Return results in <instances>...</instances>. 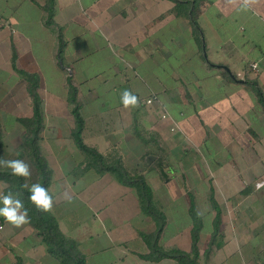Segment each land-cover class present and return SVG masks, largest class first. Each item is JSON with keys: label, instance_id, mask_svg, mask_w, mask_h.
Masks as SVG:
<instances>
[{"label": "crops", "instance_id": "obj_1", "mask_svg": "<svg viewBox=\"0 0 264 264\" xmlns=\"http://www.w3.org/2000/svg\"><path fill=\"white\" fill-rule=\"evenodd\" d=\"M54 1V21L48 22L47 0H0L1 151L8 160L22 157L37 180L25 141L32 123L21 120L34 116L33 97L20 70L37 74L39 146L52 171V212L62 231L78 241L86 264L182 263L142 256L150 251L143 233L153 232L156 222L143 210L136 187L100 171L76 143L70 82L85 120L82 137L106 160L143 170L142 158L155 155L147 153L150 147L168 151L165 164L175 172L145 176L166 214L163 247L192 251L191 199L177 193H186L188 182L196 189L199 174L192 177L186 159L194 147L200 161L206 150L208 165L232 166L221 176L235 191L217 201L208 228L203 217L201 263L264 264V210L246 199L255 194L249 182L262 181L264 170L258 168L264 165V105L257 92L264 96V0L247 6L244 0ZM60 32L66 42L61 53ZM125 90L138 97L137 106H123ZM153 95L156 101L147 102ZM8 187L0 179V194ZM0 219V263L61 264L34 225L15 228ZM229 231L231 237H222Z\"/></svg>", "mask_w": 264, "mask_h": 264}, {"label": "trees", "instance_id": "obj_2", "mask_svg": "<svg viewBox=\"0 0 264 264\" xmlns=\"http://www.w3.org/2000/svg\"><path fill=\"white\" fill-rule=\"evenodd\" d=\"M46 9L48 11V22H53L55 15V1L47 0ZM195 10H192L194 16ZM194 22L197 25V19L194 18ZM59 51H63L65 47V38L63 33L59 34ZM28 79L29 92L33 97L34 104V116L30 119L21 118L24 123L28 125L32 123L30 133L25 138L26 151L30 154L31 160L38 171V178L34 183H41L45 188L49 190L51 182L52 171L48 162L42 155L39 146V131L42 127V116L40 109V100L36 93L38 87V76L37 74L30 73L25 70H20ZM69 100L73 104L72 113L75 119V127L73 129V136L78 146L83 149L91 158L92 163L100 171H112L116 174L118 179L129 186H134L138 190L139 198L143 207V210L151 215L156 222V229L150 233H143V238L150 248L148 253L142 256L151 260H158L164 257H169L178 260L182 264H207L201 263L200 261V236L203 228V215L197 211L194 200L191 201L190 213L193 220L192 235H193V246L192 251L187 252L180 248L167 249L160 244V239L166 225V214L163 210L158 208L154 202L153 189L148 183L143 173L131 172L129 167L124 163L122 159L106 160L103 153L97 148L90 146L85 143L82 137V131L85 125L84 117L80 112V101L77 97V87L70 82L69 88ZM260 100L264 105V96L261 89L257 88ZM35 124V126H34ZM2 147V123L0 118V159L4 156L1 151ZM16 159V158H13ZM8 160V159H7ZM0 179H4L9 182L8 191L20 192L21 199L24 201L25 207L29 209V216L31 217V224L34 225L39 234L42 236L44 241L48 244L49 252L60 260L61 264H86V255L79 247V243L74 238L68 237L60 228L58 219L50 212H38L34 206L28 200L29 192L27 189H22L20 186L27 182L29 186L33 183H29V180L25 181L23 178L15 177L10 174V170L4 167H0ZM52 195V193L49 191ZM53 196V195H52ZM217 207V204L214 203ZM220 214L214 222V230L212 238L209 241L208 248L205 250V257L208 259L211 250L214 245L215 237L219 227ZM3 264V263H0ZM22 264V262H19Z\"/></svg>", "mask_w": 264, "mask_h": 264}, {"label": "rangeland", "instance_id": "obj_3", "mask_svg": "<svg viewBox=\"0 0 264 264\" xmlns=\"http://www.w3.org/2000/svg\"><path fill=\"white\" fill-rule=\"evenodd\" d=\"M149 136H150L149 134H146L145 137H147L149 139L150 138ZM153 138H154V136H153ZM159 144H160V142H159ZM157 145L156 146L152 145L153 147H150V149L147 152V153H149V151H150L151 153H154L156 155V157L150 163L147 162V159L145 156H144V158H142L141 166H142L143 170H139L140 169L139 166H137V168H133L131 166V168H130V165L128 164V167L131 170V172L143 173L145 176H147L148 175L147 173H150V172L155 173L157 171L158 173L162 174V177H164L165 175H171L172 172H175V168L173 165L168 166L165 164V159L168 158V155H169L168 151L165 148H163L162 146L160 148L157 147ZM184 145H182V146H184ZM184 151H186V149L182 148V149L178 150V153H175L174 155L176 157H179V156L181 157L183 155ZM205 153H206V156H204L202 161H200L201 160L200 159L201 158L200 153L198 152V150L196 148L191 147L190 150H187V153H186L187 158L186 159L191 164L190 169H192L193 172L192 171H190V172L192 174V177H195V175H193V174H196V175L199 174L193 180V185L194 186L196 185V189L193 188V190L191 191V189H190L191 182H188V186L186 187V193H183L180 191L177 194L184 195V197L188 200L189 199H191V201L194 200L196 207H197V211L203 215L204 224L208 228L210 225L213 224V218H214L213 216L215 213L214 209H216L219 205L217 201L220 202V200L222 199V202H223L224 194H226L230 197L228 192H235V191L233 189H231V187H229L230 182L226 181L223 178L224 176H221V173L226 174V171L228 169H230L232 166L226 165V164H223V165L217 164L216 165L215 163L208 165L207 162L209 160L212 161V157L210 156V153L208 151L205 150ZM17 154H20V152L16 153V156H20ZM159 156H160V158H158ZM17 158L20 160L23 159L22 157H17ZM2 159L7 160L5 158V156H3ZM213 161H214V159H213ZM199 163H201V166H199ZM199 167H201L200 171H199ZM258 168L260 170L264 169V165L261 164L260 167H258ZM248 177L254 178V177H256V174L255 173H252V174L249 173ZM258 178L262 180L260 182H264V180H263L264 179V170H261V174L258 175ZM28 180H29V183H34L36 181V176L31 173V177ZM258 182L259 181H256V182L250 181L249 182L252 184V187L254 188L253 192H255V194L246 197V199L248 200L247 205H251V207L253 209H255V207L263 208L262 209V211H263L264 210V188L257 190L256 184ZM242 192H247V191H242ZM239 196L245 197L246 195H245V193H243ZM188 197H190V198H188ZM214 203L217 204V207L214 206ZM240 215H245V213H242ZM259 219H260V217H259ZM230 235H231V233L229 231L228 233H226L225 236H222V237H226V236L231 237ZM243 236L244 235H240L238 238L242 239ZM222 239H224V238H222ZM263 255H264V251H263V254H261V256H263ZM206 261H207V259H205L204 262H206Z\"/></svg>", "mask_w": 264, "mask_h": 264}, {"label": "clouds", "instance_id": "obj_4", "mask_svg": "<svg viewBox=\"0 0 264 264\" xmlns=\"http://www.w3.org/2000/svg\"><path fill=\"white\" fill-rule=\"evenodd\" d=\"M250 0H244V5L247 6ZM121 102L125 108L135 107L138 105V97L131 91L125 90L121 96ZM0 167L10 170V174L15 177L23 178L27 181L31 177V168L28 163L20 159L5 160L0 159ZM22 189H27L29 192L28 200L38 212H50L53 208V196L49 190L41 183H33L29 186L27 182L20 186ZM264 188V182H258L256 189ZM20 192L9 191L7 194H0V217L15 228L31 222L29 209L25 207L24 201L20 198Z\"/></svg>", "mask_w": 264, "mask_h": 264}, {"label": "built area", "instance_id": "obj_5", "mask_svg": "<svg viewBox=\"0 0 264 264\" xmlns=\"http://www.w3.org/2000/svg\"><path fill=\"white\" fill-rule=\"evenodd\" d=\"M253 66L256 67L257 63H253ZM156 99H157V96L153 95L147 99V102H154L156 101ZM163 116L167 117V114H164ZM4 226H5L4 222L0 219V233L3 231Z\"/></svg>", "mask_w": 264, "mask_h": 264}, {"label": "water", "instance_id": "obj_6", "mask_svg": "<svg viewBox=\"0 0 264 264\" xmlns=\"http://www.w3.org/2000/svg\"><path fill=\"white\" fill-rule=\"evenodd\" d=\"M155 157H156L155 155L150 154L147 157V161L150 163Z\"/></svg>", "mask_w": 264, "mask_h": 264}]
</instances>
